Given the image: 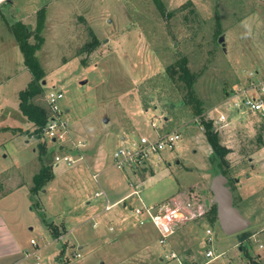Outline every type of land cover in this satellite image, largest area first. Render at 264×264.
<instances>
[{
    "label": "rangeland",
    "instance_id": "374dc122",
    "mask_svg": "<svg viewBox=\"0 0 264 264\" xmlns=\"http://www.w3.org/2000/svg\"><path fill=\"white\" fill-rule=\"evenodd\" d=\"M161 1L164 14L153 0L0 1V211L26 248L33 247L31 238L40 244L50 240L43 225L61 234L62 223L76 226L61 244L20 264H172L163 259L167 249L183 264H264V146L255 142L257 134L264 137V116L224 106L247 72L264 69V0ZM41 9L44 42L35 54L45 76L33 102L47 108V93L62 90L60 106L70 132L62 150L44 130L40 139L31 136L33 126L19 108L18 92L32 77L10 26L22 22L32 32ZM182 57L199 73L194 89L204 117L191 115L190 104H170L181 93L166 79V67ZM219 110L229 113L226 125L215 121ZM201 119L212 121L229 150L222 170L235 205L250 219L238 234H225L217 217L211 218L209 183L223 171L213 161ZM15 127L27 133H15ZM170 131H179L181 139L158 159L152 156L141 168L113 165L119 147ZM40 141L46 145L42 162L52 165L53 178L32 194L33 175L41 168ZM96 147L97 169L103 170H97L98 182L92 177L96 169L86 166V151ZM65 153L80 162L56 166L55 155ZM133 189L148 205L170 198L191 203L167 245L159 246L150 223H138L133 209L140 199ZM100 190L104 194L96 195ZM123 219L131 230L119 226ZM208 249L217 256L206 257Z\"/></svg>",
    "mask_w": 264,
    "mask_h": 264
},
{
    "label": "built area",
    "instance_id": "2783aa9c",
    "mask_svg": "<svg viewBox=\"0 0 264 264\" xmlns=\"http://www.w3.org/2000/svg\"><path fill=\"white\" fill-rule=\"evenodd\" d=\"M1 1V0H0ZM245 82H240L227 96L224 101V106L228 112L232 111H246L264 116V69L251 70L245 75ZM63 92L60 89H52L46 95V104L48 110V117L44 127V134L46 138L52 140L59 145V149L64 148V143L69 139V125L63 117L60 100L63 98ZM226 111H218L215 117L216 123L226 125L229 119V113ZM206 114L201 113L198 117H204ZM154 126V123H152ZM181 139L179 131L164 132L156 135V137L149 139L140 136L137 140L131 141L119 147L112 155V163L115 167L124 169L126 166L134 168H141L147 165L148 160L155 156L159 158L160 153L165 150H172ZM79 142L73 143V147L77 148ZM81 158V156L79 157ZM72 154L65 153L64 155H55L54 162L66 163L73 165L77 162ZM97 177V174L94 175ZM131 185V183H130ZM139 189H133L132 195L140 199V204L135 206L133 211L138 217V223L143 225L150 223L157 232V242L159 246L167 245L170 239L176 232L178 223L187 214V207H190L189 201H184L181 198H170L167 201L154 203L151 205L145 204L141 199ZM96 195L104 194L100 190ZM110 204L106 203L104 208L109 209ZM96 223H93L95 226ZM205 234L208 242L211 241V230L206 229ZM34 243V240H31ZM77 256L79 254H76ZM206 257L215 258L216 255L211 249L205 253ZM163 259L172 262V264H183L178 256V253L167 249L164 252Z\"/></svg>",
    "mask_w": 264,
    "mask_h": 264
},
{
    "label": "trees",
    "instance_id": "16d2710c",
    "mask_svg": "<svg viewBox=\"0 0 264 264\" xmlns=\"http://www.w3.org/2000/svg\"><path fill=\"white\" fill-rule=\"evenodd\" d=\"M158 11L161 14L165 13V6L161 0H153ZM193 12V10H191ZM44 9H41L37 16V27L32 32L22 22L14 23L10 26L11 34L13 35L20 52L22 53L23 63L31 74V80L25 89L18 92L19 108L22 114L31 122L33 130L30 132L31 136L36 139H40L45 127V123L48 117V110L46 107L33 102V98L43 92L41 82L45 76V71L41 66L35 52L41 47L44 42V38L41 32L44 27ZM33 37L34 41L29 39ZM94 37V36H93ZM98 43L96 37L90 43L91 46H96ZM166 79L174 83L175 89L180 91V96L176 100H171L170 104H178L181 106H187L190 104L192 107L191 115H200L202 111L201 103L195 95L194 85L199 77V73L192 72L189 68L186 58L182 57L180 60H176L166 67ZM264 120V119H263ZM204 128V134L206 141L210 145L213 161L216 163V167L222 168L228 166L226 159L227 152L226 147L220 144V139L216 133V129L212 124V121L200 120ZM12 131L25 133L19 128H14ZM258 147L264 146L263 134H257L255 139ZM39 147V160L41 161V168L37 173L33 175V187L30 189V193L36 194V192L43 187L48 181L53 178L52 165L42 162V155L46 154V145L44 142L38 143ZM223 174L225 175V171ZM33 195H30V197ZM33 199V198H32ZM235 205V203H234ZM236 206V205H235ZM239 209V206H236ZM212 220L216 219V206L212 208ZM44 221V220H43ZM54 237H57L60 232L53 231Z\"/></svg>",
    "mask_w": 264,
    "mask_h": 264
},
{
    "label": "crops",
    "instance_id": "0c3cea01",
    "mask_svg": "<svg viewBox=\"0 0 264 264\" xmlns=\"http://www.w3.org/2000/svg\"><path fill=\"white\" fill-rule=\"evenodd\" d=\"M15 128H17V127H15ZM5 131H8V130H5ZM13 136H11V138H9V140H13V138H12ZM14 137L16 138V137H21V136H14ZM21 138L24 139V137H21ZM120 138L122 139L124 137L121 136ZM86 141H87V146H88V140H86ZM86 153H87V157L89 158V161H90V164L88 163V164H86V166L89 169H93V168L96 169V171L92 172V177L96 182H98L100 172H98L97 170H101L100 168L97 169V166L100 164V155H99L98 148L96 147L95 149H88L86 151ZM78 162H80V161L78 160L76 163H78ZM76 163H74V164H76ZM57 165L58 164H56V166ZM101 171H103V170H101ZM95 173H98L97 180L94 178ZM247 196H249V195H247ZM122 199H123V197L118 198V199L114 200V203L120 202ZM87 203H89V201H87ZM126 221H127L126 219H123V220H120L118 223H119V226H124L126 228V231H129L132 229V227L129 226ZM94 222L96 223L95 226H93ZM60 223H62V222H60ZM92 227L93 228L98 227L96 220L92 221ZM43 228L45 229L47 236L51 237L50 240L47 241V243H41V244L36 240L38 242V245H37L35 239L31 238L29 240V242L31 243V245L33 247L26 248V247L21 245V243L18 240L16 233L13 229V226L6 220L4 214L0 211V254H5L4 256H0V258H2V257L7 258L6 261L3 260V262H0V264H20L32 256L37 257L39 251L43 250L44 248L49 247L50 244H54V243L61 244L60 241H62L63 238H65V237L67 238L70 235V233L74 234L76 226H75V224H72L71 227L67 228L66 225H64L62 223V228L64 229V232H62V234L61 233L59 234L60 235L59 238L54 237L53 234L51 233V230L48 229L46 226L44 227V225H43ZM55 231H57V230H55ZM60 232H61V230H60ZM31 240H34V243H32ZM170 241H171V239H170ZM81 247H82V244H78V248H80V256H81ZM61 249H63V247H61ZM160 260H163L162 257H160Z\"/></svg>",
    "mask_w": 264,
    "mask_h": 264
},
{
    "label": "water",
    "instance_id": "95a60500",
    "mask_svg": "<svg viewBox=\"0 0 264 264\" xmlns=\"http://www.w3.org/2000/svg\"><path fill=\"white\" fill-rule=\"evenodd\" d=\"M218 42L224 44V35L219 36ZM85 82L86 80L81 81V83ZM228 182V177L218 171L212 177L208 189L212 202L216 206V217L221 229L225 234L233 235L248 229L250 219L234 205L233 192Z\"/></svg>",
    "mask_w": 264,
    "mask_h": 264
}]
</instances>
